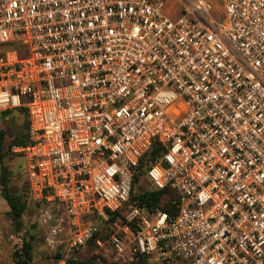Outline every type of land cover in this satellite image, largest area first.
Wrapping results in <instances>:
<instances>
[{
    "label": "built area",
    "instance_id": "2783aa9c",
    "mask_svg": "<svg viewBox=\"0 0 264 264\" xmlns=\"http://www.w3.org/2000/svg\"><path fill=\"white\" fill-rule=\"evenodd\" d=\"M11 109L23 199L70 250L264 264V0H0ZM140 177L174 210L131 198Z\"/></svg>",
    "mask_w": 264,
    "mask_h": 264
},
{
    "label": "rangeland",
    "instance_id": "374dc122",
    "mask_svg": "<svg viewBox=\"0 0 264 264\" xmlns=\"http://www.w3.org/2000/svg\"><path fill=\"white\" fill-rule=\"evenodd\" d=\"M26 130L27 118L22 110L11 109L0 119V132L3 133L0 152L3 155L2 163L9 174V187L11 191L23 196L27 190L26 161L21 155L14 153L11 146L13 142L26 138ZM146 186L148 182L140 177L134 184V192L137 193ZM25 198L27 207L20 218L22 227L17 231L8 214V205L0 195V264H19L20 247L24 239L31 243V260L27 264H74L73 261L96 259L97 253L90 246L77 251L70 250L65 222H60L55 233L50 232L47 226L40 223L41 206L29 195Z\"/></svg>",
    "mask_w": 264,
    "mask_h": 264
},
{
    "label": "trees",
    "instance_id": "16d2710c",
    "mask_svg": "<svg viewBox=\"0 0 264 264\" xmlns=\"http://www.w3.org/2000/svg\"><path fill=\"white\" fill-rule=\"evenodd\" d=\"M23 110V109H20ZM24 111V110H23ZM3 139V133L0 132V151H1V142ZM26 142L25 139H19L17 142H13V144L22 145ZM3 155L0 152V195L1 197L6 201L8 205V214L10 216V219L12 221V224L14 225L15 229L18 231L21 229V216L26 210V202L23 199V195L17 192L11 191L9 187V174L5 167V165L2 163ZM165 195H169L170 201L168 203H164L161 207L165 211H171L174 210V206L172 205V201H174L175 197L172 192H170L168 189L158 190V191H144L140 193H135L134 188L131 192V198H138L140 201L145 202L147 205H155L160 206L162 202V198ZM163 203V202H162ZM112 219V217H111ZM90 248H93L92 243H90ZM21 254V260L18 261L19 264H27L31 260V243L29 240L24 239L22 242V245L20 247ZM74 264H97L96 261H85V262H78L73 261Z\"/></svg>",
    "mask_w": 264,
    "mask_h": 264
}]
</instances>
